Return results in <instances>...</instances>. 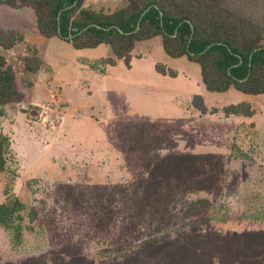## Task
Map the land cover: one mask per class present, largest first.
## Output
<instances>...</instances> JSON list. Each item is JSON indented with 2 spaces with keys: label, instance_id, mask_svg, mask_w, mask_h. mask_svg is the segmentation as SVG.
<instances>
[{
  "label": "rangeland",
  "instance_id": "rangeland-1",
  "mask_svg": "<svg viewBox=\"0 0 264 264\" xmlns=\"http://www.w3.org/2000/svg\"><path fill=\"white\" fill-rule=\"evenodd\" d=\"M207 1L264 25V0ZM1 5L0 28L22 32L0 53L23 99L0 116V204L17 197L29 215L18 247L0 226V264H264L263 95L207 91L198 64L168 56L160 37L135 42L130 68L110 65L106 45L74 49L36 32L30 9L17 18ZM32 47L44 65L29 75L21 58ZM242 101L253 116L223 114ZM196 198L211 208L191 225L180 212Z\"/></svg>",
  "mask_w": 264,
  "mask_h": 264
},
{
  "label": "trees",
  "instance_id": "trees-1",
  "mask_svg": "<svg viewBox=\"0 0 264 264\" xmlns=\"http://www.w3.org/2000/svg\"><path fill=\"white\" fill-rule=\"evenodd\" d=\"M0 3L13 9L30 8L38 33L47 38L60 37L74 49L106 45L113 54L105 59L110 65L122 59L129 68L135 42L160 37L168 56L185 57L198 64L207 91L223 93L234 89L264 96V25L240 17L231 9L212 10L207 0H122L112 8L84 5L83 0H0ZM146 8L149 9L141 16ZM89 24L96 25L83 30ZM21 40L22 34L0 28V49L9 50ZM21 64L24 73L33 75L43 63L32 47L22 56ZM154 69L161 75L177 74L162 63H156ZM22 99L15 71L0 53V116L4 106ZM191 104L201 114L208 111L200 94L192 96ZM222 111L225 116L255 114V109L244 101L228 104ZM7 144V137L0 131V173L5 168ZM210 208L207 198L192 199L181 209L180 216L195 225L205 221ZM27 215L25 204L17 197H9L0 204V226L13 247L22 244Z\"/></svg>",
  "mask_w": 264,
  "mask_h": 264
},
{
  "label": "crops",
  "instance_id": "crops-1",
  "mask_svg": "<svg viewBox=\"0 0 264 264\" xmlns=\"http://www.w3.org/2000/svg\"><path fill=\"white\" fill-rule=\"evenodd\" d=\"M2 7V9L6 12V14H8V13H11L12 15H14V16H16L17 18H19L20 16H21V18L22 17H24V15L23 14H27V15H30V11L28 10V9H30V8H27V7H22V8H18V9H13V8H10L9 6H7V5H5V4H2L1 5ZM31 10V9H30ZM32 11V10H31ZM32 19H33V22H34V26H35V20H34V15H33V12H32ZM20 23L18 24V25H23V21L22 20H20L19 21ZM1 29H3V28H1ZM3 30H14V31H16V32H18V33H20V34H22V32H21V28L20 27H18V26H11V27H9V28H7V29H3ZM36 32H37V29H36ZM135 45V44H134ZM35 48V47H34ZM134 48V47H133ZM37 50V49H36ZM133 50V49H132ZM37 54H38V56L41 58V60H42V63L44 62L43 61V57H42V55L38 52V50H37ZM131 60V59H130ZM44 65V63L42 64V66ZM42 68V67H41ZM130 68V67H129ZM172 69V68H171ZM39 70H42V69H39ZM39 70L36 72V73H38L39 72ZM174 70V69H173ZM176 71V70H175ZM159 74V73H158ZM177 75V74H176ZM205 88V87H204ZM236 91V90H235ZM201 95V94H200ZM192 98V97H191ZM203 99H204V97H203ZM34 104V103H33ZM231 104H234V103H231ZM194 108V107H193ZM68 109V108H67ZM195 109V108H194ZM196 110V109H195ZM200 113V112H199ZM201 114V113H200ZM229 116V115H228ZM228 116H226V117H228ZM231 116V115H230Z\"/></svg>",
  "mask_w": 264,
  "mask_h": 264
},
{
  "label": "water",
  "instance_id": "water-1",
  "mask_svg": "<svg viewBox=\"0 0 264 264\" xmlns=\"http://www.w3.org/2000/svg\"><path fill=\"white\" fill-rule=\"evenodd\" d=\"M75 3H76V1H75L71 6H73ZM71 6H70V7H71ZM148 9H149V8H146V9L142 12L141 16H142V15H143ZM60 13H61V11L58 13V33H60V29H59V18H60ZM140 19H141V17L139 18V21H138V24H137V28H138V26H139ZM92 25H96V24H89L88 26L84 27L83 30L87 29L88 27H90V26H92ZM137 28H136V29H137ZM208 47H209V46H208ZM252 55H253V52L250 53L249 59H251ZM240 61H241V60H240Z\"/></svg>",
  "mask_w": 264,
  "mask_h": 264
}]
</instances>
